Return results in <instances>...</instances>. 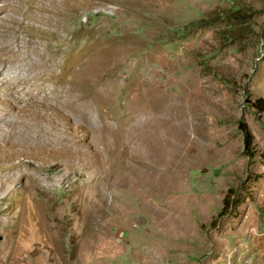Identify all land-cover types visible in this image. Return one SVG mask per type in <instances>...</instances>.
<instances>
[{"label":"rangeland","instance_id":"rangeland-1","mask_svg":"<svg viewBox=\"0 0 264 264\" xmlns=\"http://www.w3.org/2000/svg\"><path fill=\"white\" fill-rule=\"evenodd\" d=\"M257 99L264 0H0V264H264Z\"/></svg>","mask_w":264,"mask_h":264},{"label":"trees","instance_id":"trees-1","mask_svg":"<svg viewBox=\"0 0 264 264\" xmlns=\"http://www.w3.org/2000/svg\"><path fill=\"white\" fill-rule=\"evenodd\" d=\"M249 108H251V110L253 111L252 112L253 114L259 116L260 114L264 112V101L262 99H257L254 102L249 104ZM237 129L239 133L241 134V138H242L243 156L251 160L254 157V153H253L254 150L252 146V136L250 135L247 126L243 123H239ZM258 178H260V175L255 176V180H257ZM231 195H232V191L228 189L222 198V201H221L222 206H221L219 213L216 216L217 220L225 217V215L228 214V212L226 211L231 206V202H228V199L230 198ZM215 222L216 221H212L210 223V226H213Z\"/></svg>","mask_w":264,"mask_h":264},{"label":"bare ground","instance_id":"bare-ground-1","mask_svg":"<svg viewBox=\"0 0 264 264\" xmlns=\"http://www.w3.org/2000/svg\"><path fill=\"white\" fill-rule=\"evenodd\" d=\"M165 108V107H164ZM163 111H164V109H163ZM165 112V111H164Z\"/></svg>","mask_w":264,"mask_h":264}]
</instances>
